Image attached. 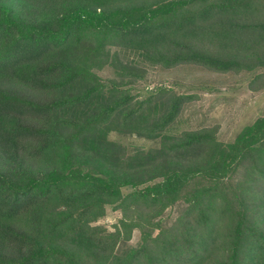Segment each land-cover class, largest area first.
Segmentation results:
<instances>
[{"label":"trees","instance_id":"obj_1","mask_svg":"<svg viewBox=\"0 0 264 264\" xmlns=\"http://www.w3.org/2000/svg\"><path fill=\"white\" fill-rule=\"evenodd\" d=\"M110 45L168 69H264V0H0V264H264V117L231 143L164 135L194 95L103 82L87 62ZM112 131L161 147L130 154ZM108 206L114 232L95 225Z\"/></svg>","mask_w":264,"mask_h":264},{"label":"rangeland","instance_id":"obj_2","mask_svg":"<svg viewBox=\"0 0 264 264\" xmlns=\"http://www.w3.org/2000/svg\"><path fill=\"white\" fill-rule=\"evenodd\" d=\"M67 54L71 62L88 56L86 48L68 51ZM87 65L103 82L119 83L133 94L146 96L152 91L164 88L173 95H194L195 99L184 105L180 116L164 131V135L180 136L186 131L213 129L219 142L231 143L245 127L264 117V69L224 74L192 64L168 69L150 65L144 61L140 52L117 45L107 46L105 55L94 63L88 61ZM125 69L139 70L144 73V78L137 82L122 79L118 72ZM107 139L126 148L130 154L161 147L160 138L146 139L116 131L109 133ZM241 178L242 174L239 173L233 180L238 181ZM133 191L132 187L123 188L125 195ZM187 207L185 200H179L168 207L156 221H160L165 227H171ZM123 217L122 210L108 206L105 217L95 225L114 232L121 229ZM140 241L141 231L136 228L130 239L120 244L119 252L137 247Z\"/></svg>","mask_w":264,"mask_h":264}]
</instances>
